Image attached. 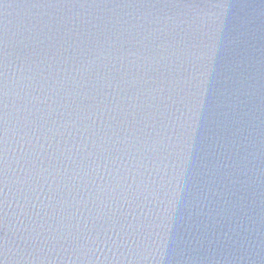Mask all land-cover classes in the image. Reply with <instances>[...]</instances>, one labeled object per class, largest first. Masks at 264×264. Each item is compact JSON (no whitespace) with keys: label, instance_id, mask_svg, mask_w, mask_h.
Segmentation results:
<instances>
[{"label":"water","instance_id":"1","mask_svg":"<svg viewBox=\"0 0 264 264\" xmlns=\"http://www.w3.org/2000/svg\"><path fill=\"white\" fill-rule=\"evenodd\" d=\"M0 264H264V0H0Z\"/></svg>","mask_w":264,"mask_h":264}]
</instances>
